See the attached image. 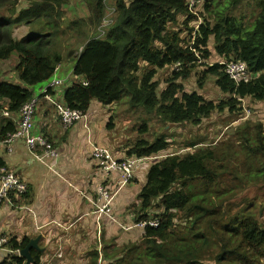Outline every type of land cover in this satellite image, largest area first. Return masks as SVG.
Listing matches in <instances>:
<instances>
[{
  "label": "trees",
  "instance_id": "trees-1",
  "mask_svg": "<svg viewBox=\"0 0 264 264\" xmlns=\"http://www.w3.org/2000/svg\"><path fill=\"white\" fill-rule=\"evenodd\" d=\"M29 1L31 6L16 16H0V61L14 54L19 59L14 68L19 83L0 81V111H10L15 117L34 99L30 87L51 79L64 59L54 45L61 33L65 0ZM87 1L92 11L88 23L97 29L108 0ZM111 1L117 15L106 37L88 39L75 57L76 79L62 96L71 109L87 114L94 100L109 105L128 97L131 108L155 114L163 123L198 125L214 112H240L241 102L247 97L264 101V0H256L260 10L251 27L222 12L217 13L215 21L204 19L197 24V16L189 11L186 0ZM15 2L0 0V10L9 9ZM235 3L237 0L231 6ZM181 18L184 29H172L171 25H178ZM22 26L29 27L28 34L16 37L15 31ZM211 37L215 53L224 60L206 65L202 78L214 76L218 88L229 95L218 103L197 91H185L180 82L191 76L201 58L211 56ZM230 61L244 62L252 79L232 80L220 63ZM166 68L172 71L166 87L159 91L156 76ZM15 130L14 122L8 121L2 125L0 138ZM140 132H147L146 123ZM241 142L242 155L253 164L231 165L225 159L228 154L220 156L208 147L155 160L137 196L140 205L135 209V222L157 218L159 224L143 228L139 242L111 253L105 250L107 264H260L264 259V193L241 201L236 208L234 202L248 186L264 191L262 129L254 136L243 130ZM201 143L187 146L195 148ZM169 146L164 134L153 141L142 138L127 155L158 156ZM2 166L5 163L0 157ZM153 210L155 214L151 215ZM29 240L10 237L5 246L12 252L1 264H26L17 251ZM32 255L33 264H41V252L33 249ZM91 264H97V259Z\"/></svg>",
  "mask_w": 264,
  "mask_h": 264
},
{
  "label": "crops",
  "instance_id": "crops-1",
  "mask_svg": "<svg viewBox=\"0 0 264 264\" xmlns=\"http://www.w3.org/2000/svg\"><path fill=\"white\" fill-rule=\"evenodd\" d=\"M12 83H19L18 76ZM41 89L34 93L38 97L34 130L48 135L59 150L56 172L35 159L22 140L12 142L11 148H0V157L5 163L2 167L14 171L29 186L28 192L17 197L13 206L7 200H0V235L15 237L18 241L41 235V250H38L41 264H86L95 248L90 264L95 259L97 264H107L105 250L111 253L143 237L144 229L135 222V209L140 205L137 196L155 161L140 164L133 178L122 185L123 172H103L92 155V144H104L115 157L128 156L127 144L123 148L121 142L111 138L109 123L117 130L114 123L118 127L123 121L114 115H118L117 102L102 105L94 100L85 123L79 121L66 127ZM64 90H54L56 99L63 96ZM11 120L0 113V131ZM101 187L114 195L110 215L95 212ZM6 254L0 250V264Z\"/></svg>",
  "mask_w": 264,
  "mask_h": 264
},
{
  "label": "rangeland",
  "instance_id": "rangeland-1",
  "mask_svg": "<svg viewBox=\"0 0 264 264\" xmlns=\"http://www.w3.org/2000/svg\"><path fill=\"white\" fill-rule=\"evenodd\" d=\"M233 1L234 0H201L198 4V10L200 13L202 12L200 15L201 21L204 19L215 21L217 13L222 12L235 16L246 27H251L260 10L256 4V0H237V3H235L234 6H231ZM108 2L109 0L106 1L105 4V15H107L110 20L114 21L117 15L115 4L114 1L109 2V4ZM30 6L31 2L29 0H16L15 5L11 6L9 9L0 10V16H16L20 11L29 8ZM111 6L114 8H111ZM207 7H209L210 11L207 10ZM15 9H17V11L12 13ZM61 9L64 11L61 33L58 35L57 39H55L56 43L54 45L55 50L61 53L64 57L60 65L61 69L50 80L30 87L34 93H38L40 88L47 87L55 78H59L64 82V85L61 86L62 90L70 87L75 79L73 75L75 57L80 52L81 47L90 38L101 36L104 39L106 37L107 29L105 34L100 35L101 32L98 31V28L93 29L90 27L88 19L90 18L92 11L89 8L87 0H65ZM182 23L183 18L180 19L178 25H171V28L174 30L184 29ZM29 30L28 26H22L15 31V36L19 37V35H24ZM185 35L186 31L184 32V36ZM209 50L211 56L208 59L201 58L191 76L188 79L180 80V82L185 91H197L207 100H212L218 103L222 100L228 99L229 95L223 93L218 88L214 76L209 75L205 80L202 78L203 70L206 68V65H211L218 63L220 60H224L215 53L213 37L210 39ZM18 60L17 54H14L10 59L0 61V69L2 70L0 81L15 82L17 80V73L14 68L18 63ZM144 68L143 64L141 72ZM171 71L172 70L169 68L158 71L156 79L160 82L159 91L166 87V82L170 77ZM35 95L37 96V94ZM60 98L61 97H57L58 100H60ZM126 98L128 97H124L122 101L116 103V111H118V115L114 114L117 120L123 119V121L121 120L118 127L114 123L117 130L113 129V124L111 123L110 130L112 131V140L121 142V147L123 148H125L124 146L127 144L125 148L127 151L137 139L144 138L153 141L156 137L164 134L168 138L170 146L166 151H163L158 155L159 160L174 153L182 156L185 153L194 152L200 147H208L216 150L220 156L225 155V153L228 154L225 159L230 161L231 165L237 162L236 165L254 163L249 159H245L242 155V131L246 130L249 135L254 136L259 129H262V134L264 136V101H255L247 97L241 102L240 112L234 114L228 110L224 112H214L210 117L204 118L200 124L194 125L191 123H163L155 114H147L141 108H131ZM1 112L2 110L0 113ZM144 123L147 125V132L141 133L140 129ZM89 139L91 140V137ZM196 141H201L203 143L195 148H188V144ZM94 145L105 147L114 155V152L111 148L107 147V145L92 144V147ZM118 151L122 152L121 148H119ZM148 162H154V160L142 161L141 165ZM263 193L264 191L262 190L248 186L237 197V202H234V208H236L241 201L252 199L253 196ZM153 214H155L154 210L151 212V215ZM175 222L178 224L180 221L176 220ZM95 250L96 248L90 252V259L86 264H90L93 258L92 253H94ZM70 264L76 263L70 262ZM260 264H264V259L261 260Z\"/></svg>",
  "mask_w": 264,
  "mask_h": 264
},
{
  "label": "built area",
  "instance_id": "built-area-1",
  "mask_svg": "<svg viewBox=\"0 0 264 264\" xmlns=\"http://www.w3.org/2000/svg\"><path fill=\"white\" fill-rule=\"evenodd\" d=\"M188 3L189 11L197 16L198 22L200 24V12L198 10V4L201 0H186ZM114 8V7H111ZM117 12V11H116ZM113 20H110L107 15H105L102 24L98 27V31L101 32L100 35L105 34L106 29H108L112 24ZM195 30L198 28L195 26ZM101 37V36H99ZM83 47H81L80 51ZM225 65V71L229 77L239 82L241 80L249 81L252 79L253 75L249 72L247 65L244 62L240 61H230V62H220ZM60 64L56 67L55 73H58L60 70ZM74 75V74H73ZM55 76V74L53 75ZM75 79L76 76L74 75ZM53 78V77H52ZM75 79L73 81H75ZM50 80V79H49ZM73 83V82H72ZM84 85H87L83 81ZM64 85V82L59 79H53L49 85L41 89V93L52 102L54 109L66 127L73 125L75 122L83 121L84 123L88 120L87 114H83L82 111L78 109H71L62 100L56 99L55 92L56 88H61ZM38 105V97H34L31 101L27 102L22 106L17 117L13 115L10 111L2 110L1 115L12 119L15 124L16 130L13 133L7 134L5 137L0 138V148L3 146L10 147V144L16 140H22L27 146L29 152L33 155L35 159L41 162L43 165L47 166L53 172H56L55 162L58 161L60 157L59 150L55 147L54 142L50 137L42 132H36L34 130V115ZM92 155L96 159L99 167L105 173H110L115 170L122 171L124 174V179L122 185L130 181L135 170L139 167L142 161L145 160H158L159 157H124L117 158L115 157L107 148L100 146H93ZM29 190V186L24 182L14 171H9L0 168V200H7L12 206L15 204L13 201L17 197L24 196ZM99 202L96 204V213L98 215L107 214L110 215L111 212V202L114 198V195L111 191L107 190L104 187H101L99 190ZM159 224L157 218H150L147 221H142L136 224L141 228L146 226L156 227ZM128 229V228H126ZM10 237L8 235H0V250H3L5 253H11L12 250L7 248L5 245L8 243ZM18 254L20 251H17ZM99 264H102L101 262Z\"/></svg>",
  "mask_w": 264,
  "mask_h": 264
},
{
  "label": "water",
  "instance_id": "water-1",
  "mask_svg": "<svg viewBox=\"0 0 264 264\" xmlns=\"http://www.w3.org/2000/svg\"><path fill=\"white\" fill-rule=\"evenodd\" d=\"M41 239V235H39L36 238L31 239L28 244L23 248L19 254L21 257L25 258L26 264H33L34 262V257L32 255V250H41L39 247V242Z\"/></svg>",
  "mask_w": 264,
  "mask_h": 264
},
{
  "label": "clouds",
  "instance_id": "clouds-1",
  "mask_svg": "<svg viewBox=\"0 0 264 264\" xmlns=\"http://www.w3.org/2000/svg\"><path fill=\"white\" fill-rule=\"evenodd\" d=\"M128 157V156H127Z\"/></svg>",
  "mask_w": 264,
  "mask_h": 264
}]
</instances>
